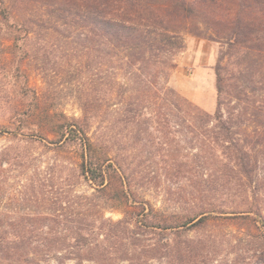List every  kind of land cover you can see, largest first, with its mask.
<instances>
[{
	"label": "rangeland",
	"instance_id": "1",
	"mask_svg": "<svg viewBox=\"0 0 264 264\" xmlns=\"http://www.w3.org/2000/svg\"><path fill=\"white\" fill-rule=\"evenodd\" d=\"M3 2L13 27L0 22V237L20 248L0 253V264H132L115 259L126 250L132 258L129 231L91 239L103 246L97 263L67 260L77 250L51 241L27 246L62 239L66 225L87 226L90 217L117 222L126 212L130 231L144 224L139 253L148 264H264V0L197 5L168 77L180 97L212 115L219 65L223 114L250 151V178L239 173L236 155L221 156L181 126L173 124L167 138L143 122L132 126L119 95L132 93L117 86L126 81L90 33L80 0ZM92 100L101 109L88 136L102 128L116 169H107L103 193L79 176L76 149L55 144L58 124L80 121ZM201 212L207 217L195 227L162 230Z\"/></svg>",
	"mask_w": 264,
	"mask_h": 264
},
{
	"label": "trees",
	"instance_id": "2",
	"mask_svg": "<svg viewBox=\"0 0 264 264\" xmlns=\"http://www.w3.org/2000/svg\"><path fill=\"white\" fill-rule=\"evenodd\" d=\"M80 1L81 7L85 9V19L91 29L90 33L95 32L94 35L101 39V44L106 49V58L108 55L112 57L109 60L111 64L114 60L117 61L118 69L126 81L124 85L115 80L117 86L132 93L130 96H125L122 91L119 94L122 97L120 112L132 113V126L143 122L147 131L150 129L165 131L163 138L168 137L170 134L168 131L173 124L181 126L182 129L194 133V139L200 144H208L209 147L216 148L221 156L236 155L239 173L242 177L250 178L252 172L249 168L250 151L240 143L241 139L233 132L230 120H227L223 114L224 99L219 65L215 72L218 101L212 115L180 97L168 84V77L174 67L173 57L183 45L182 30L187 20L195 15L197 5L204 4L207 0H174L175 2L161 0L167 1V4H157V0ZM0 15L2 18L0 22L3 25L13 27L11 16L3 0H0ZM17 45L19 42L14 40V47ZM107 99L108 96L104 101ZM100 107L92 100L84 106L80 121H65L58 124L55 131L58 138L55 144L68 145L76 149L79 176L96 187V191L103 193L109 185L107 169L112 168L115 172L116 169L104 153L103 138L100 134L102 128L95 130L92 137L88 136V131L99 117ZM98 125L99 123L96 124ZM85 200L90 201L92 197H85ZM128 214L129 212L124 213L123 219L117 222L104 220L102 217L98 219L90 217L91 221L87 226H64L63 233L68 231L70 234L64 235L62 239L54 241L45 238L35 240L34 243L29 242L27 246L39 244L47 247L53 242L63 245L65 249L77 250V257L66 258L67 260L75 259L80 263L87 260L97 263L104 260L97 256L99 248L103 246L101 247L98 242H90L91 239L104 236L106 241L107 239L109 241L110 237L111 239L125 237L129 231L135 248L132 258H128L129 251L126 250L123 256L115 259L131 261L132 264H148V256L143 257L139 253V249L144 245L137 231L141 230L144 224L137 223L136 229L130 231L128 225L131 222L128 220ZM206 217V212H201L185 220L165 222L162 230L179 232L183 228L201 224ZM104 226H108V229ZM164 245L167 249L172 248L171 242H166ZM19 248L20 244L15 240L0 237V253L15 256L19 254Z\"/></svg>",
	"mask_w": 264,
	"mask_h": 264
}]
</instances>
